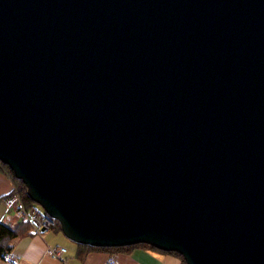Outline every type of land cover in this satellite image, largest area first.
<instances>
[{
	"label": "water",
	"instance_id": "1",
	"mask_svg": "<svg viewBox=\"0 0 264 264\" xmlns=\"http://www.w3.org/2000/svg\"><path fill=\"white\" fill-rule=\"evenodd\" d=\"M0 161L76 244L264 264V0H0Z\"/></svg>",
	"mask_w": 264,
	"mask_h": 264
},
{
	"label": "crops",
	"instance_id": "2",
	"mask_svg": "<svg viewBox=\"0 0 264 264\" xmlns=\"http://www.w3.org/2000/svg\"><path fill=\"white\" fill-rule=\"evenodd\" d=\"M11 187L10 179L0 171V219H4L10 210L3 203L5 195ZM65 247L62 261L51 257L46 253L48 247ZM77 244L69 241L61 233L50 228L39 233H30L15 240L14 248L11 251L15 257L13 264H106L108 251L91 249L79 258L76 255ZM117 258L122 264H181L180 257L169 251H163L145 245L127 251L116 252ZM0 264H9L5 259L0 258Z\"/></svg>",
	"mask_w": 264,
	"mask_h": 264
},
{
	"label": "trees",
	"instance_id": "3",
	"mask_svg": "<svg viewBox=\"0 0 264 264\" xmlns=\"http://www.w3.org/2000/svg\"><path fill=\"white\" fill-rule=\"evenodd\" d=\"M2 166L6 167V169L4 170L6 172V174L9 175V177L18 184H22L19 179L15 178L13 175V172H11V170L9 169V167L7 165H5L4 163H2L0 161V168H2ZM3 169V168H2ZM22 192H19L22 202L24 203L25 206H29L33 203V201H31L29 199V197L26 194L25 191V187H22ZM50 229H54L56 231H60V225L59 223L55 220L53 222V225L49 227ZM27 234H30V227L29 224L22 222L20 220H16L14 222L11 221H6L4 219H0V258L4 259V256L8 253H11V251L14 248V244H15V240L19 239L23 236H26ZM77 251H76V255L81 258L83 254L86 253V251H89L91 249H100V250H104V251H108L109 253H113V252H123V251H127L128 249L131 248H136V246L139 245H145V246H149L147 244L144 243H139V244H134V245H126V246H118V247H94V246H89V245H85V244H77ZM152 246H149V248ZM154 248V247H152ZM175 254H177L180 259H181V264H186L182 258V256H180L178 253L173 252Z\"/></svg>",
	"mask_w": 264,
	"mask_h": 264
},
{
	"label": "built area",
	"instance_id": "4",
	"mask_svg": "<svg viewBox=\"0 0 264 264\" xmlns=\"http://www.w3.org/2000/svg\"><path fill=\"white\" fill-rule=\"evenodd\" d=\"M5 204L8 207L13 208L14 212L17 214V217L22 222H27L30 224L31 229L30 233H39L44 227L52 226L54 219H51L43 209L36 203H32L29 206H25L22 202L20 194L15 191V187H11L8 195L5 197ZM65 247H48L46 253L51 257L59 259L62 261V255L65 252ZM4 259L9 263H15V257L12 253H8L4 256ZM106 264H122L118 260L116 252L108 253L106 258Z\"/></svg>",
	"mask_w": 264,
	"mask_h": 264
},
{
	"label": "rangeland",
	"instance_id": "5",
	"mask_svg": "<svg viewBox=\"0 0 264 264\" xmlns=\"http://www.w3.org/2000/svg\"><path fill=\"white\" fill-rule=\"evenodd\" d=\"M6 165V164H5ZM3 168V169H2ZM2 168H0V171H2L9 179H10V183H11V187L13 186V187H15V191L16 192H21V193H23L22 192V187L24 186L23 185V183L20 185V184H18V183H15L10 177H9V175L8 174H6V172L4 171L5 169H6V167L4 166H2ZM11 187H10V189H11ZM25 187V186H24ZM10 189H9V191H10ZM26 191V190H25ZM21 197V196H20ZM3 200V199H2ZM3 203L5 204V201L3 200ZM6 205V204H5ZM10 215H7L6 217H4V220H6V221H11V222H14V221H16V220H19L18 219V217H17V214L14 212V211H12V210H10L9 212H8ZM25 223H27V222H25ZM27 224H29V223H27ZM53 225V224H52ZM29 227H30V229H31V226H30V224H29ZM47 228H49V227H44L43 229H47ZM43 229H41V230H43ZM54 230V229H53ZM70 241V240H69ZM185 262V261H184Z\"/></svg>",
	"mask_w": 264,
	"mask_h": 264
}]
</instances>
